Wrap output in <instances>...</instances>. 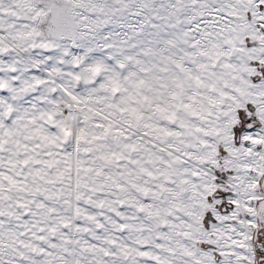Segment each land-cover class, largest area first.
<instances>
[{"label":"snow or ice","instance_id":"snow-or-ice-1","mask_svg":"<svg viewBox=\"0 0 264 264\" xmlns=\"http://www.w3.org/2000/svg\"><path fill=\"white\" fill-rule=\"evenodd\" d=\"M0 264H264V0H0Z\"/></svg>","mask_w":264,"mask_h":264}]
</instances>
